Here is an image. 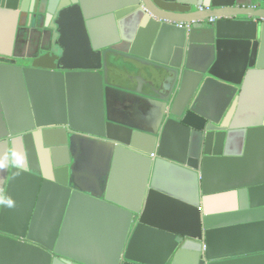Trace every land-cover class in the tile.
<instances>
[{
	"label": "water",
	"instance_id": "95a60500",
	"mask_svg": "<svg viewBox=\"0 0 264 264\" xmlns=\"http://www.w3.org/2000/svg\"><path fill=\"white\" fill-rule=\"evenodd\" d=\"M99 23L103 42L86 40ZM71 33L83 38L80 56ZM131 65L160 79L154 90L124 83L116 69ZM42 80L62 100L55 120L33 99ZM78 83L93 100L90 129L71 108ZM257 84L264 0H111L98 12L88 0H0V252L29 264H264V90L249 112ZM10 96L22 117L9 113ZM81 140L112 156L110 183L121 165L138 172L134 201L116 202L76 171ZM224 193L230 205L216 208L212 197ZM153 194L179 203L175 229L150 221ZM51 204L54 215L41 217ZM79 205L120 217L111 262L67 250Z\"/></svg>",
	"mask_w": 264,
	"mask_h": 264
},
{
	"label": "crops",
	"instance_id": "0c3cea01",
	"mask_svg": "<svg viewBox=\"0 0 264 264\" xmlns=\"http://www.w3.org/2000/svg\"><path fill=\"white\" fill-rule=\"evenodd\" d=\"M91 10L100 11L110 4L111 0H88ZM87 36V38H86ZM85 39L91 42L102 43L106 36V26L103 23L96 24L91 35L86 32ZM66 41L71 50V56H80L84 50L83 38L78 33L66 35ZM26 45V44H25ZM22 45L16 50L17 56L21 53L24 56L26 46ZM38 44H30L29 55L35 52ZM21 51V52H20ZM230 63V61H228ZM74 66H80L81 63L74 62ZM118 76L124 78V83L131 87L141 88L145 93L155 89V83L160 79L152 74L150 69L138 66H126L116 69ZM264 88L257 84L250 96L249 112L254 111L262 100ZM71 108L73 115L77 120L76 126L81 129H90L86 121L91 120L93 115V100L90 96L86 83L73 86L70 92ZM17 97L10 96L7 101L14 108L9 113H16L22 117L23 110L20 108ZM33 99L38 109L43 113H52L53 116L47 117L49 120H55V112L58 111V105L62 103L61 97H58L56 83L51 80H42L34 91ZM71 154L75 157L76 171L80 175H88L95 181L101 183L105 193L110 187V197L123 205L134 201L138 188V172L128 164L121 165L117 169V175L110 183V174L113 166L112 156L108 157L103 146L90 144L88 141L81 140L80 147L73 145ZM88 182V181H86ZM89 183V182H88ZM232 193H224L213 196V205L216 208L225 209L231 203ZM179 208V203L175 200L159 194H153L148 205L146 214L151 222L165 229H175L170 220L172 211ZM55 207L51 204L43 208L40 212L41 217L53 216ZM121 232V220L118 215L111 211L97 208L95 206H77L73 208L68 216V226L66 232V248L73 255L94 259L102 263H109L114 257L115 248L118 243ZM0 264H29L28 261L17 258L16 256H6L0 252Z\"/></svg>",
	"mask_w": 264,
	"mask_h": 264
},
{
	"label": "built area",
	"instance_id": "2783aa9c",
	"mask_svg": "<svg viewBox=\"0 0 264 264\" xmlns=\"http://www.w3.org/2000/svg\"><path fill=\"white\" fill-rule=\"evenodd\" d=\"M216 20L214 18L209 19L210 23H214Z\"/></svg>",
	"mask_w": 264,
	"mask_h": 264
}]
</instances>
